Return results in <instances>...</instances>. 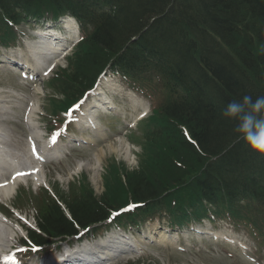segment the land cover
<instances>
[{
    "label": "trees",
    "instance_id": "16d2710c",
    "mask_svg": "<svg viewBox=\"0 0 264 264\" xmlns=\"http://www.w3.org/2000/svg\"><path fill=\"white\" fill-rule=\"evenodd\" d=\"M104 6L109 12L99 13ZM63 13L76 15L84 37L53 79L64 94L55 110L73 103L108 66L147 87L158 77V107L134 140L142 147L140 162L163 163L134 172L124 192L98 198L85 186L66 201L71 219L46 198L39 207L42 231L67 235L130 200L147 201L140 212L146 213L155 198L186 181L177 192L181 203L234 193L252 202L264 224V154L239 138L236 121L222 116L230 100L264 95V0H0V42L16 38L8 22ZM212 203L233 211L230 199Z\"/></svg>",
    "mask_w": 264,
    "mask_h": 264
},
{
    "label": "rangeland",
    "instance_id": "374dc122",
    "mask_svg": "<svg viewBox=\"0 0 264 264\" xmlns=\"http://www.w3.org/2000/svg\"><path fill=\"white\" fill-rule=\"evenodd\" d=\"M29 28V26H27ZM27 37H24V40H27ZM61 64L65 65V61ZM111 77L114 81H111ZM108 77V80L104 82L103 89L106 92L108 89L112 87L120 86L121 89L127 88V85H125L124 81L118 76H111ZM12 79H9V75L4 72H0V87H2V91H5V96H9L8 98L11 99V96L17 100L21 99L25 101L26 104L29 103V100L32 99L34 102H37L40 100L38 107V111H40L41 116L42 113H45L43 108H45L47 111H49V103L48 99L44 95V93L49 92L50 89L47 84H38L36 89H39V96L38 98H35V90L31 87L29 88V85H20V84H14L16 87H13L12 84L9 83ZM42 81V80H40ZM122 86H121V85ZM44 87V89L42 88ZM14 88V89H12ZM8 90V92H7ZM13 90L20 92L23 94V96H20L19 94L13 95ZM44 90V91H43ZM123 90V89H122ZM137 98V97H136ZM133 98L132 100H128L125 97H118L115 99L116 106L118 109V113L120 117V120H111L108 121L110 124L113 123V127L107 129V136L100 138L99 141H96L95 145L86 146L85 150H78L77 152H73L71 156H67L65 159L61 161H57L55 163H46V178L48 179V183L52 186H59L58 188H62L63 191L67 192L68 184L72 182V179H74V176H83L87 175L88 177V187H90L93 191L94 196L101 198V196H104L106 193H117L120 191H126V187L124 186L125 181L129 176H131L134 172H138L141 167L145 169V171H155L158 169L159 164L163 163L162 159L159 160V158H148L143 161H139L137 158V152H139L138 146L131 143L129 141L128 136L130 133H128L127 130H129L131 123H134L136 120V117L139 112H141V106L139 105L141 99ZM13 107V114L11 117L15 120V122H8L6 121L7 129H8V143L9 148L10 147H17L23 145V143L26 141V138L30 135L29 131L27 130L26 123L23 119V109L22 112L16 109L17 101L11 102ZM11 114V113H9ZM41 116L38 118L41 127L44 129L45 123L40 121ZM121 116H126V122L125 119L121 118ZM2 118V117H0ZM42 119V118H41ZM108 125V122H105ZM13 124V125H12ZM12 125V126H11ZM101 130V127H100ZM115 131H119L118 133H114ZM132 130H129V132ZM82 136V135H80ZM120 136V137H118ZM85 139L90 138L89 134H84L83 136ZM91 139V138H90ZM122 141V144H121ZM113 146L116 150L113 149ZM120 148H123L124 151H119ZM130 154H125L126 150ZM166 152L163 155L160 156H169V153ZM167 154V155H166ZM127 155L132 159H128ZM98 156L99 161L96 160V157ZM116 157L119 161L115 163L116 165L114 168H112L108 178L103 182V174L106 163L108 161H111L113 157ZM92 162V165H96V171L89 168V169H78V163L79 162H85V161ZM139 161V162H138ZM57 179H60L57 180ZM53 182H56L53 184ZM22 215H26V212H20ZM15 220V219H14ZM33 221V220H32ZM29 222V220H28ZM23 228H24V224ZM224 226V225H223ZM226 226V225H225ZM228 228L231 230V226L228 225ZM238 231V230H237ZM231 232V231H229ZM244 230L241 231L243 233ZM138 234V233H137ZM142 235L141 233H139ZM15 235V234H13ZM253 242H250V244ZM8 245V242L5 244ZM153 246V247H152ZM148 247V250L152 252L155 256H158V253L155 251V248H161L159 245H152ZM210 252H213L214 254H208ZM184 256L187 258V260L184 262V264H255L251 262L248 259H245L239 252L237 253V256L235 258H230L227 255V252L221 251L217 246L213 244L212 248L207 247L206 249L202 251L193 250L191 252L183 253ZM139 255V254H138ZM160 259L156 261L157 264H182L183 261H179V258L176 255H165L162 254L159 256ZM183 259V258H182Z\"/></svg>",
    "mask_w": 264,
    "mask_h": 264
},
{
    "label": "clouds",
    "instance_id": "9594fccd",
    "mask_svg": "<svg viewBox=\"0 0 264 264\" xmlns=\"http://www.w3.org/2000/svg\"><path fill=\"white\" fill-rule=\"evenodd\" d=\"M222 116L236 121L234 132L254 151L264 154V95L230 100Z\"/></svg>",
    "mask_w": 264,
    "mask_h": 264
},
{
    "label": "bare ground",
    "instance_id": "6f19581e",
    "mask_svg": "<svg viewBox=\"0 0 264 264\" xmlns=\"http://www.w3.org/2000/svg\"><path fill=\"white\" fill-rule=\"evenodd\" d=\"M43 46L44 45H42V47ZM4 100H6V99H4ZM0 101H1V98H0ZM0 105L3 106V104H1V102H0ZM36 109H37L36 106L35 107H32L30 109L31 117L36 113ZM29 125H31V134H32V139L34 141L33 145H35V152L37 154H39V152H38V150L36 148V146H37L36 143L39 142V139H40V136L41 135L39 134V132H38V130H37V128H36V126H35V124L33 122L30 121ZM121 144H122V141H121ZM47 149H48V145L47 144H43V150L40 153V155H42L43 151L45 152V150H47ZM113 149L116 150L114 146H113ZM125 150H126L125 151L126 152L125 154H130L128 152L129 150L128 151H127V149H125ZM119 151H124V149L123 148H120ZM0 153H2L1 149H0ZM127 157H129V156L127 155ZM128 159L130 160V162L132 161V159H130V157ZM39 162L40 161H38V163L33 164L32 166H30V162L23 161V165H25V167H23V168L28 169V171L26 173H24L23 175L27 174V175H29L31 177H35L37 179L43 180V171H42L41 164H39ZM78 165H79V167L86 168V169L91 168V169H93L95 171H96V168H97L96 165H92V162H90L89 160L86 161V162L79 163ZM13 187L14 186L5 187V189H7V191H10L11 188H13ZM14 226L15 227H13L12 229L9 226V228H10L9 229L4 224H1L0 223V246L3 247L4 244L7 242V240H9V242H10L11 241L10 238L14 234V232H20V231H22V228L19 227L18 224H15Z\"/></svg>",
    "mask_w": 264,
    "mask_h": 264
},
{
    "label": "snow or ice",
    "instance_id": "6c2138e0",
    "mask_svg": "<svg viewBox=\"0 0 264 264\" xmlns=\"http://www.w3.org/2000/svg\"><path fill=\"white\" fill-rule=\"evenodd\" d=\"M54 139H55V137H53V140H54ZM18 175H21V173H18ZM13 179H15V177H13ZM32 250H33V251H37L38 249H37L35 246H33Z\"/></svg>",
    "mask_w": 264,
    "mask_h": 264
}]
</instances>
